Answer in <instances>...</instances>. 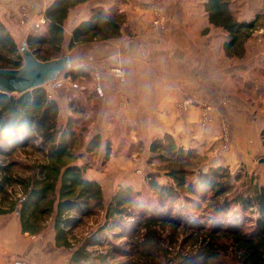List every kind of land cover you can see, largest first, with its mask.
Here are the masks:
<instances>
[{
    "label": "trees",
    "instance_id": "trees-1",
    "mask_svg": "<svg viewBox=\"0 0 264 264\" xmlns=\"http://www.w3.org/2000/svg\"><path fill=\"white\" fill-rule=\"evenodd\" d=\"M84 1L52 0L45 7L44 24L25 38L37 59L55 57L65 41L63 25L70 9ZM228 3L203 0L208 23L227 32L223 48L232 56L240 33L252 31L254 22L235 19ZM124 21L115 10L95 5L72 28L68 48L118 38ZM21 65L15 39L0 20V68ZM83 75L76 68L68 77L76 81ZM92 93L98 97L96 90ZM58 113V101L44 87L20 95L0 92V214L16 213L22 233H41L49 224L56 247L70 250L68 264H223V256L231 264H264V185L237 192L225 168H193L194 149L165 133L148 144V163L164 162L166 181H157L159 173H147L140 189L121 186L104 203L101 186L84 177L76 164L69 118L60 125ZM97 139L90 140L88 150ZM35 141L42 158L28 164L25 175L14 174L15 162L6 158ZM108 150L109 145L106 154ZM96 210L103 211V222L73 242L70 231ZM180 234V249L168 256L163 244L175 247ZM109 235L121 242H110ZM186 245L190 248L184 251Z\"/></svg>",
    "mask_w": 264,
    "mask_h": 264
},
{
    "label": "rangeland",
    "instance_id": "rangeland-1",
    "mask_svg": "<svg viewBox=\"0 0 264 264\" xmlns=\"http://www.w3.org/2000/svg\"><path fill=\"white\" fill-rule=\"evenodd\" d=\"M110 1H114L112 6L115 8V10L117 9L121 12L122 10H125V6L122 4L129 5L127 4L126 0H106L104 3L107 4L106 2L109 3ZM195 2L203 6V0H195ZM145 3L147 5L145 4L144 8L141 10V13H137L141 20V23H138V25L139 27L143 26L140 27V30L143 31L142 35H144V33L148 34L141 37V35L136 32H131V30H128L129 32L126 33L127 36L133 38L134 41L138 42V44L141 42V46L149 48L153 51L151 54L152 57H150L149 53H147L145 56L142 54V59H149V57L155 61L159 58L165 59L162 50H166L165 46H173L169 49L170 54L173 55V58L170 54L167 55V58H172L177 62H182L186 68L191 71V73H193V76L197 77L200 86H206V88H209L207 90L209 95L204 99H201V101L200 98L198 99V97H191L187 100H177L175 102V109L177 112H185L191 105L199 106L201 109H203V112L201 111L199 121V123L202 125L212 121L210 116L214 108L220 115L219 124L221 128V134L216 136V138H213V141H215L213 147L210 149H208L210 145L206 147L211 151L204 152L207 150L204 148L201 152H199L196 148H192L195 151V159L193 161L192 167L201 170H206L207 167L211 165L225 168L231 177V182L235 186L236 191L242 192L244 194L248 192L249 186L252 187L254 185H264V164L258 162L260 158L264 157L263 139L259 137L257 140L252 141V136H250L248 133L243 135L241 134L245 131L243 129V122L245 118L244 109L241 108L240 104L232 103L230 98L231 93L228 92L227 86L224 82V76L226 74L225 64L232 63L235 65L239 62L243 63L245 61H239L235 58L230 60L225 58V56H220L221 58L217 56L219 58L216 60V74L220 76H216V78L210 80L205 79L203 75L198 78V75L202 74V70L198 67V69L195 71L193 68V64L199 62L196 59V56L187 55L188 53H185L186 48L183 50L176 44H165L171 41L167 38L170 39L173 34L174 36L177 35L176 31L178 30L173 29L172 25L170 24L168 16L169 12L165 3H163L161 0H150L149 2ZM229 4L230 0L228 3V10ZM24 5H26V7L23 12L27 13V21H30L33 17H36L37 13L40 12V6L38 7L37 5H34V2H24ZM106 6L110 5L107 4ZM259 6L260 5H258L257 1V7L260 8ZM132 11H134V9ZM203 11L205 12L204 6ZM2 12H5V10L3 11V9L0 8V16L2 15ZM192 12L193 10L191 11L188 9V14H192ZM229 12L235 19L238 20V14L234 13L235 11L229 10ZM119 14L123 15V13ZM15 16L17 17L18 15L16 14ZM162 16L163 19L159 22L158 20ZM135 22L136 19L134 23ZM18 23H20L19 32L21 31L23 34L25 32L23 30V21L20 20ZM125 24L129 29H135V25L133 23L129 22V24ZM42 25L39 27H35V25H33L34 27L32 28L39 29ZM196 25L197 24L195 22L190 21L189 23L184 24L183 28L179 30L177 36L181 37L183 35L185 46L188 44L186 37L190 38V41L193 40L194 32H196L199 37L201 36L198 32V28L196 29ZM178 26H180V23L176 27ZM257 27L258 24L255 21L254 29L252 31H243L240 33L238 42H236L235 46L237 47V53L235 55L242 54L243 49L240 46L242 41L248 38L254 31L257 32ZM214 28H216L215 33L213 34L214 36L223 35L221 33L223 32L225 34L224 36H226L225 42L229 39L226 31L221 28ZM187 29H189V31H187ZM208 32L209 30H207V33ZM136 37L140 38L135 39ZM14 39L17 45L22 41L20 35L14 37ZM104 42L79 43L72 48H68V40H65L59 52L54 56L58 57L61 55V53L74 51L78 58L74 62V69L81 68L82 72H85L86 75H83L85 77L81 76L82 78L73 81L71 77H68V71L66 74L60 75L57 81L54 83H47L43 85V87L48 91L50 98H54L58 101V119L60 125H64L66 120L69 118L73 126L76 135V141L73 143V147L75 148L74 153L76 152L78 155L76 164L82 166L84 170V177L90 179L89 176H101L104 174L105 178L103 177L104 179L100 180V183L98 184L101 186L105 201L104 203H106V200L121 186L129 185L134 189H140L147 173H159L160 176L157 178V181L160 183H164L166 178L163 174L165 168L164 162L153 160L148 163V160H150L149 158L151 156L148 151V144L152 140L162 137L164 134L160 137L150 140L147 134H144L143 131H139V127H142L143 123L137 124V126L134 125V127H132L129 124L121 123L119 119L111 118L110 116L99 118L100 114L103 115L101 112L102 109L99 107V102H97L95 98L96 95H94L92 91L95 90V86L97 84H100L102 92V85L104 82L103 73H109L117 83H124L127 78L126 67L118 59L117 63L119 64L113 66L111 65L108 71H105L103 68L99 67V63L104 61L105 58L110 59L112 57L111 53L115 51L111 45L113 44V41L110 42L109 45H105ZM209 45L210 44H208V47ZM217 45L219 49H221L220 42H218ZM158 47L160 48L157 49ZM222 49H224L223 46ZM92 50H100L99 55L101 53H106L107 56L104 58L99 57V55L94 57L93 53H90ZM234 52V48L230 49V53L234 54ZM117 56H120L121 58L120 54ZM184 57L187 58L183 61ZM254 58L255 56H251L246 60V62H251V59ZM158 61L162 62L160 59ZM115 68L120 70L121 75L123 74V80H121L119 77L120 75L114 70ZM162 72L165 73L167 71L166 69L162 68ZM233 73V77L236 80L234 84L239 88L241 83L244 81L240 76L235 74V71H233ZM237 82L240 83V85ZM118 93L122 97H124L126 94L122 93V91L120 92L119 90ZM97 94L98 96L101 94L99 97L102 96V93ZM121 94H124V96ZM252 104L255 105L254 102ZM246 114L250 115L249 112ZM233 127L237 132L236 134L233 132ZM94 136H98V139L96 140L97 142L95 141L94 145H92L88 150L87 145L90 140L94 138ZM38 144L39 141H35L34 145L20 148L14 151L11 156L6 158V160H13L15 162L14 174L25 175L28 164H31L32 161L42 158L41 153L36 150L38 148ZM108 145L109 150L106 154V148ZM256 147H258L257 150ZM116 164L117 168L114 167ZM113 168H115V170H112ZM234 210L235 208L231 211L233 212ZM232 212H230V214H232ZM250 215L252 218L255 217V214ZM102 222L103 211L96 210L92 216L84 218L79 226L70 231L69 238L73 242H76L80 238L95 230ZM252 224V222L246 223V225ZM48 225L41 233L38 234H30L27 232L22 233L16 213L0 214V234L1 236L8 234V241L6 242L7 238L4 237L2 240L8 245L9 264H13L14 261L18 260L26 261L29 264H68L70 250L56 247L53 231L50 227H48ZM5 230H7V232H5ZM183 237L184 235L181 234L178 236L179 240L176 242L175 247H168L169 243L166 246L167 241L163 244L162 249L169 250L170 252L168 256H171L174 252L180 249V241ZM108 240L114 244L121 242L120 240H115L113 237H111V235L108 236ZM101 248H105V245H103ZM189 248V245H186L184 247V251H187ZM220 260H222L223 264H231L230 258L227 256H223ZM160 261L163 263V257L160 258Z\"/></svg>",
    "mask_w": 264,
    "mask_h": 264
},
{
    "label": "crops",
    "instance_id": "crops-1",
    "mask_svg": "<svg viewBox=\"0 0 264 264\" xmlns=\"http://www.w3.org/2000/svg\"><path fill=\"white\" fill-rule=\"evenodd\" d=\"M51 1L52 0H0V8H2L3 11L5 10V12H2L0 20L5 24L11 35L14 37L23 35L25 40L27 33L30 29H33L32 27H34L33 25L36 21L43 17V11ZM105 1L106 0H87L70 9L68 17L63 25L65 40L69 39L71 30L76 24L89 17L93 6L103 5L106 9L115 10L112 6L114 1H110L109 3L106 2L110 6H106L107 4L104 3ZM126 1L129 5L122 4L125 6V10L121 12L116 9L118 13H123L126 21H124V27L121 30L122 33L120 37L104 42L105 45H109L110 42L113 41L111 45L115 51L111 53L112 57L110 59L105 58L104 61L99 63V67L108 71L111 65L119 64L117 63L118 59L126 67L127 78L124 83H117L109 73H103L104 82L102 85V96L95 97L103 113V115H99V118L110 116L132 127L143 123L142 127H139V131H143L144 134H147L150 140L168 133L178 144L184 147L196 148L201 152L202 149H207L206 147L210 145L208 148L210 149L215 144L213 138L221 134L219 124L220 115L216 109L214 108L211 113L210 117L212 121L205 125L199 123L201 111L203 112V109L199 106L191 105L187 111L180 113L175 109V102L177 100H187L191 97H198L201 101V99L209 95L207 91L209 88L200 86L197 77H194L193 73H191L182 62H177L172 59L173 55L170 54L169 49L173 46H165L166 50H162L165 59L159 58L160 61H162L159 62V59L155 61L150 58L153 53L151 49L141 46V42L138 44L133 38L126 35L130 30L131 32L138 33L141 37L148 34L144 33V35H142L143 31L140 30V27L143 26L139 27L138 25V23H141V20L137 13H141V10L146 4L145 2H149L150 0ZM161 1L165 3L167 7L172 28L178 29L176 31L177 35L184 24L190 21L197 24L196 29L198 28V32L201 36L199 37V35L194 32L193 40L190 41V38L186 37L188 40L186 46L183 35L179 37L177 35L174 36V34L170 39L167 38L171 41L165 44H176L183 50L186 48L185 53H188L187 55L196 56L199 62L194 63L193 68L195 71L198 67L202 70V72L200 71L202 74H199L198 78L203 75L205 79L210 80L216 78V76H220L216 74V60L220 56H225V58L230 60L235 58L239 61H245L235 65L226 63L224 82L228 92L231 93L230 98L232 103L240 104L241 108L244 109L245 118L243 129L245 131L241 134L248 133L252 136V141L257 140L259 137H264V0H230L229 10L235 11L234 13L238 14L239 21H253L254 23L256 21L258 24L257 32L254 31L248 38L242 41V54L232 56H227L224 49H222V44L226 40L225 34L221 32L223 35H213L216 28L208 23L207 15L203 11V6L196 3L195 0ZM257 1L260 8L257 7ZM24 2H34V5L40 6V12L30 21L26 20L27 13L23 12L26 7ZM133 9L134 11H132ZM188 9L191 11L193 10L192 14H188ZM16 14L18 15L17 17L15 16ZM134 18L136 19L135 23ZM20 20H22L24 24L23 30L25 32L23 34L21 31L19 32L20 23L18 22H20ZM129 22L135 25V29H129L127 27L125 23L129 24ZM179 23L180 26L176 27ZM207 30H209L208 33ZM187 31H189V29H187ZM137 38L140 37H136L135 39ZM218 42L221 44V49H219L217 45ZM208 44H210L209 47ZM159 48L160 47L157 49ZM90 53H93L94 57H96L99 55L100 50H92ZM147 53H149V59H142V54L145 56ZM118 54L121 55V58L117 56ZM168 54L172 55V58H167ZM106 56V53H101L99 55V57L102 58ZM251 56H255V58L251 59V62H246ZM186 58L187 57H184L183 61ZM162 68L166 69L167 72L163 73ZM233 71L244 81L239 88L234 84L236 80L233 77ZM238 84L240 85V83ZM118 90L120 92L122 91L124 94L126 93L125 96L121 94L125 98L119 95ZM201 92L204 95H202ZM253 102L255 105L252 104ZM247 112H249L250 115H247ZM233 132L234 134L237 133L234 127ZM208 149L204 152L211 151ZM257 149L258 147H256V150ZM114 167L117 168V164ZM112 170H115V168ZM103 177L104 174L101 176H89L90 179H94L98 183L105 178ZM7 230H5V232H7ZM3 237L7 238V242L8 234L4 236L0 234V264H9L8 245L2 240Z\"/></svg>",
    "mask_w": 264,
    "mask_h": 264
},
{
    "label": "water",
    "instance_id": "water-1",
    "mask_svg": "<svg viewBox=\"0 0 264 264\" xmlns=\"http://www.w3.org/2000/svg\"><path fill=\"white\" fill-rule=\"evenodd\" d=\"M17 45L22 58V65L18 68H0V92L20 95L35 88L43 87L47 83H54L62 74L74 69L77 58L74 51L61 53L49 60H39L28 48L23 35ZM264 164V157L258 160ZM13 264H29L18 260Z\"/></svg>",
    "mask_w": 264,
    "mask_h": 264
},
{
    "label": "built area",
    "instance_id": "built-area-1",
    "mask_svg": "<svg viewBox=\"0 0 264 264\" xmlns=\"http://www.w3.org/2000/svg\"><path fill=\"white\" fill-rule=\"evenodd\" d=\"M163 19V16L158 20L159 22L161 21ZM44 18L42 17V18H40L39 20H37V22L34 24L35 25V27H39L40 25H42V24H44ZM120 76V78H121V80H123V74L121 75V72H120V70L119 69H114ZM95 90L97 91V93H102L101 92V86H100V84H97L96 86H95ZM101 95V94H100ZM99 95V96H100Z\"/></svg>",
    "mask_w": 264,
    "mask_h": 264
}]
</instances>
